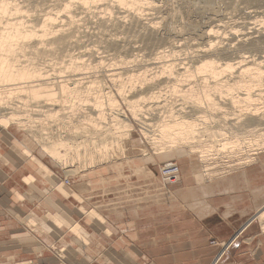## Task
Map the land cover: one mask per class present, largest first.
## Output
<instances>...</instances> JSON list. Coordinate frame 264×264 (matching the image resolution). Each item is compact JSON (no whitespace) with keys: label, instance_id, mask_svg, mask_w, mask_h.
<instances>
[{"label":"bare ground","instance_id":"obj_1","mask_svg":"<svg viewBox=\"0 0 264 264\" xmlns=\"http://www.w3.org/2000/svg\"><path fill=\"white\" fill-rule=\"evenodd\" d=\"M114 1L123 7H129L128 9H130L131 12L126 10V12L129 13L127 16L133 18L131 21H135V25L137 23H140V25L142 24L141 27H134L133 30L136 32L134 39L136 38L138 39L137 41L143 43L144 49L150 46L154 47L153 49L156 50L155 58H161V60H163L162 58L166 56L169 57L170 55L178 53L177 48L180 45L179 42L181 43L179 38L180 34L178 35L173 32V27L165 25L163 27L164 29H159V25L156 27L154 23H143L140 19L142 16L138 17L141 14L136 15V12L142 7L141 4L143 5L145 2L154 3L156 0ZM215 1H220L219 4L223 3V0ZM247 1L253 3L249 8H264V0ZM212 2H214V0H207L204 4L202 3V7L205 10L217 8L219 10L221 5H218L219 7L214 6ZM190 4L187 8L189 11L195 8L194 5L190 6ZM108 6L107 0H0V127L5 131L10 125L12 126L15 124L18 127H22V129L26 131V134L30 135L31 138L27 139V144L29 146L27 147L25 144L22 148V150L24 149V156L33 162L36 160L39 161L30 153L33 149L35 150L37 147H40L43 152L58 162L60 166H66L72 171H80L85 168L90 169L95 166L100 167L113 164L120 160H124V158L146 155L145 153L148 150H146V147L139 141V138L142 137L145 138L147 142L149 141L151 145H155V152L160 151L156 156H162V158H164L167 157L166 155L168 153L177 151L182 157L186 155L191 158L193 161L192 166L194 173L199 179L213 180L255 163L259 159V153L264 151V60L256 58L254 55L255 53L249 55L246 52H248L247 50H256L259 52V50L264 49V32L252 27V31L244 33L242 37L238 38L239 41L237 39V44L234 43V41H236L235 38L225 41L226 39L224 40L218 35L221 33L222 29L224 31L227 27H225L227 24L225 18L228 13L220 14L216 12L208 16L207 19H211L212 22L207 21L208 23H206L205 30L209 31L203 37L209 40V48H207L206 45V49L196 51L188 60L184 59L186 61H181L178 64V66L182 64L179 69H176V65L173 64L172 61V63L168 65L157 67L159 68L157 69L158 71L155 72V75L150 79L149 76H151V74H148L147 70H139L140 72L135 73L132 72L128 77L131 86L132 83L138 80L143 84L147 82V85L149 84L148 86H152L151 89H160L161 92L167 87L169 90L171 89L175 92L177 94L176 96L180 97V100H182V105L180 108H177V110L170 109L171 113H168L164 118L159 115L160 118L154 121L156 126L154 125L155 128L152 129V131L148 130L145 126L150 124L152 126L153 124V122L147 121V116H145L146 120L142 121L144 125H140L141 131H136L132 123L129 122L124 115L122 118L119 115L112 114V109L118 106V101L113 94L109 92L101 95L102 91L100 88L98 89L97 87V90H95V85L97 84L96 79H92L90 84L83 88L78 82L80 81L81 83V80L85 77H75L76 75L72 73L74 78H67L64 72V78L62 77L61 80L58 78V80H54L56 78H50L52 76L49 75L51 72L49 73L46 69L51 63L49 65L47 64V67L44 66L46 68L43 67V65H45L43 64L45 61L44 59H47L46 57H48L49 54L55 55L53 57L60 59L64 54L70 55V53H72L71 50L73 46L76 45V41L72 39L75 37L74 34L78 30L76 28L78 26H76L75 23L80 19L79 14L91 13L98 16L99 13H101L103 16L101 15L99 17V27L104 29L106 28L105 26L108 27V15H106ZM39 7H41V10ZM36 8L43 12L41 16L36 14ZM131 8L132 10L136 9V12L134 13V10L132 11ZM33 10L34 12L32 13ZM108 10V12H110V9ZM132 12L134 14H132ZM252 12H255L256 18L261 16L263 19L264 11L254 9L247 13L246 18L251 19ZM41 18L43 20L42 22L45 23L46 29L44 28V23L41 24V26H43L41 27L42 29L36 28L38 24L41 23V21L38 23ZM123 18L121 16H117L115 20L111 18L113 26L119 27L122 25ZM56 19L59 20V23H57ZM248 19L240 22L241 25L244 27L250 26L252 21L250 22L249 20V23L247 22ZM160 22L162 21H159V23ZM262 22H264V20H262ZM211 23H214V25H211ZM240 23H238V25H240ZM238 25L236 26L238 27ZM38 28H40V25ZM126 30L131 31L132 29L126 28ZM215 34L218 35L216 36ZM108 36L107 38L105 37L103 41V48H111L119 52H121L122 48L125 52L126 50L132 52L130 55L131 57L137 58L138 53H134L135 49L138 48H136L138 45L137 43L136 45L133 44L134 46L129 43L131 46H127L125 45L126 43H123L124 40L114 37L113 35L112 37ZM35 37L39 39L37 42L33 40ZM38 43H41L42 46H37L36 44ZM139 49H141V47ZM238 53H241V55L233 57L234 54L237 55ZM78 57L75 58L77 59ZM238 57H240V59ZM249 58H251L252 63H246V60ZM234 59L239 60L233 63L232 60ZM72 60L74 61V59ZM101 61H103L102 58ZM70 63L71 65L73 64L71 61ZM83 63L86 62L83 61ZM98 64L97 62V65ZM71 65L68 66L71 67ZM84 65L85 64H81L82 67H84ZM86 65H90V63ZM73 66L74 65H72V67ZM93 66L96 67L94 64ZM53 67L52 69H54L53 71L55 72V68ZM76 67L78 68V66ZM77 68L74 69H81V67H79V69ZM44 69H46V71ZM74 69L72 68V70ZM56 70L59 71L58 69ZM235 70L238 72L237 75L234 74V78H223L224 80L221 78L225 71H231L230 73H233ZM59 73V75L63 76V74H61L62 71H59ZM70 74L71 73H69V77H71ZM160 78H164V80L159 81ZM161 84L165 85L161 86ZM133 85L135 86V83ZM120 90L123 91L124 88ZM160 91H153L151 95L148 93L149 96L138 95L134 100L125 98L131 108L132 116L135 118L141 114L139 111H141L147 99L159 98L158 94ZM14 99L26 106H29L30 102L35 101L36 103H44L45 106L43 107L51 104L52 106L58 105L59 108L57 111H55L56 108L54 106V108L50 107L48 110L46 109V111L40 108V112L42 111L43 113L41 116L44 115L45 118L43 116L42 118L40 116L32 117L31 114H24L22 111H18V105H16L18 102H14ZM67 103H71V107H74V105L78 103L85 106V108L83 107L85 115H83L84 113L80 115L79 112V116H83V122L79 120V123H75L74 120H71L75 117H69L67 111H65L66 114L61 113V111L64 110V105ZM80 104L77 105V107H79ZM69 107L70 106L66 109ZM106 109L109 110L106 111ZM70 110L72 111V109ZM72 113L75 112H71V114ZM221 121L223 123H221ZM90 128L93 130H90ZM8 133L10 132L8 131ZM4 140L8 142V137L5 138L4 136ZM25 141L24 139V142ZM31 147L33 149H31ZM32 156L33 158H31ZM153 159L158 161L156 158ZM153 159L148 157L145 160L146 162H152ZM164 159L165 160L160 163V174L164 163L170 159L176 158L169 156V158ZM30 160L29 162H31ZM42 170L44 172L40 171L41 173H47V175L51 177L50 174L52 170H48L47 167H42ZM22 176L21 181L28 187L26 188L27 192L35 195V189L32 187L37 179L35 173L29 171ZM180 176L181 173L179 174V177ZM179 177L172 182L179 180ZM162 181L166 185L171 183L164 181L163 177ZM51 183L53 184L51 186H53L52 191L55 194V198L64 201V203L71 197H75V199L77 197L79 202L82 199L79 197L80 194L78 196V193L64 186L71 184L69 178H66L64 185L55 179L54 181L51 180ZM15 193L20 200L27 198V196L19 190ZM53 207L54 205H52L51 211ZM82 211L87 215L86 217L88 219L98 218L101 221L105 220L101 214L94 209L89 211L82 206ZM257 215L264 227V206L260 208ZM43 217L46 223L41 225L39 219L43 220ZM26 221L33 226V228L35 227V230H45L48 231V234H58V232H63L62 228L68 227V231L74 236L79 237L87 246L91 244L86 228L79 222L74 221L70 213L63 209L62 212L52 213L50 215L44 214L43 216L41 215V217L37 216L35 213L29 216ZM49 223H51L52 226ZM73 229H75V231H73ZM73 250L70 246H62L59 251L63 253H73Z\"/></svg>","mask_w":264,"mask_h":264},{"label":"crops","instance_id":"obj_2","mask_svg":"<svg viewBox=\"0 0 264 264\" xmlns=\"http://www.w3.org/2000/svg\"><path fill=\"white\" fill-rule=\"evenodd\" d=\"M159 152L80 173L72 190L82 201L64 203L39 176L32 185L36 194L28 193L21 181L27 165L0 146L8 158H0V264H264V227L257 217L264 206V151L255 163L213 180L181 164L180 179L168 185L145 160L163 159ZM18 190L27 198L20 200ZM52 205L53 213L63 209L86 228L89 246L68 227L58 234L24 229L29 216L52 214ZM82 206L105 220L88 219ZM61 245L73 253L59 251Z\"/></svg>","mask_w":264,"mask_h":264},{"label":"rangeland","instance_id":"obj_3","mask_svg":"<svg viewBox=\"0 0 264 264\" xmlns=\"http://www.w3.org/2000/svg\"><path fill=\"white\" fill-rule=\"evenodd\" d=\"M227 1L228 0H226V1L223 0L222 4H219L220 1L214 0L215 3L212 2L214 6H218V5L220 6L221 5L219 10H218V8L205 10L202 7V3L204 4L205 2H207V0H203V1L202 0H156V2H154V3L145 2L143 5L141 4V6L143 8L141 7V9L138 10L137 12H136V9L135 10L133 9L134 10L133 11L131 8V10L134 13L136 12V15L141 14L138 17L142 16L140 19L143 23H146V24H149V23L153 24L154 23V25L156 27L159 25V27H160V28L158 27L159 29H164L163 27L165 25H169V26L173 27L172 28L173 32H175L178 35L180 34L179 38H180L181 43L179 42L180 45L177 48L178 53H176L175 55H170L169 57L166 56L165 58H162L163 60H161V58L160 59L155 58L156 57V50L153 49L154 47L150 46V47H147L144 49L143 43L137 41L138 39H136V38L134 39V35L136 34V32L133 30L134 27H136V28L141 27L142 24L140 25V23L136 22L137 24L135 25V21H131V20H133V18H131V16H127L129 13H127L126 10H129V12H131L130 9H128L129 7H126V6L123 7V6L119 5L117 2H115L114 0H107V6L109 5L108 9H110V12L113 11L110 14V12H108L109 10L107 9L106 15H108V27L105 26L106 27L105 29L102 27H99V22H100L99 17L101 15L103 16V14H101V13H99L98 16H95L91 13L90 14H87V13L79 14L80 19L77 18L79 20H77L75 23V25L78 26V27H76L78 30L75 32V34H74L75 37L72 39V40L76 41V43H75L76 45L73 46V48L71 50L72 53H70V55L64 54L62 56V58H60V59L55 58V57H53L55 55H50L48 53L49 55L48 54L47 55L49 58L46 57L47 59H44L46 61V63L44 61L43 64H45V65H43V67L44 66L47 67L51 63L50 66H48L47 68L46 67H44V68H46L49 73L51 72L49 75L50 76L52 75V76L51 77L49 75H47V76H49L50 78H53V79L56 78L54 80H58V79L61 80V78L62 77L64 78L65 76H67V78H74V75H76L75 77H85L84 79L81 80V83H80V81L78 82V84H80V86L83 88L88 86L90 84V81H92V79H94V80L96 79L97 84L96 83H95L96 85L94 84L95 88H96V89L95 88L94 89L97 90V87H98V89L100 88V90L102 91L101 95L107 94V92H109L110 94H113L115 99L118 101V106H116L115 108L112 109V114L119 115L122 118L125 116V118L129 122L132 123V125L136 131H141L140 125H142V126L144 125V122H142V121L146 120L145 116H147L148 117L147 121L148 122L151 121V123L153 122V124H152V126H151V124L145 125V126H146V128H148V130L152 131V129H154L156 126L154 124V121H156L157 118H160L162 116L164 118V116H166L168 113H171L170 109L177 110V108H180L182 105L181 104L182 100H180V97L176 96L177 94L175 92H173L171 89L169 90L167 87L165 90H163V92L166 94L165 95L163 92L160 91V89H158V90L157 89H151L152 86L151 85L148 86L149 84L147 85V82H144V84H145L144 85L140 81L136 80V82H134L135 86L133 85L134 83H132V86H131V83H130L129 78H128L129 75L132 72L135 73V72L147 70L148 74H151V76H149V79H150L152 76L155 75V72L158 71L157 69H159V68H157V67L164 66L166 64L168 65L169 63L173 62V64L176 65V69H179L182 64H180L179 66H178V64L181 61L184 62V61L188 60L191 56H193V53L196 51H199L201 49H203V50L206 49V45H207V48H209L208 47L209 40H206L203 37L209 31V30L208 31L205 30L206 23L212 22L211 19H207L208 16L210 14H214L216 12H219L220 14L228 13L226 15V18H225V20L227 21V24L225 25V27L226 26L227 27L226 28L223 27V28H225V30L223 31V29H222V31L219 35L215 34L216 36L218 35L224 40L226 39L225 41H228L229 39L235 38L236 41H234V43L237 44L239 41L238 38L242 37L244 35V33L252 31L253 30L252 27L259 29L260 31L264 32V22H262V20H264V17H263V19L261 16L256 18L255 12H252L251 13V16H252L251 19L246 18L247 13L253 11V9L259 10V11H262V10L264 11L263 7H260L257 9H256V7L249 8L253 5V3H251L247 0L228 1L230 3H228ZM226 2H227V4H226ZM49 3H51V2H49ZM110 3H112V4H110ZM189 4H190V6H193V5L195 6V8H193L191 10L192 12L189 11V9H187ZM260 6H262V5H260ZM36 9H37V10H35V12L37 11L36 14L37 15L39 14V16H41V14H43V12L40 11L41 7H39L40 10L38 8H36ZM42 9H43V7H42ZM220 9H221V11H220ZM33 12H34V10L32 11V13ZM40 12H42V13H40ZM133 12H132V14H134ZM202 12H203V14H202ZM117 16L118 17L121 16L122 18L124 17L123 23L119 27H114L111 21H112V19L115 20V18H117ZM245 19H248V21L246 20L247 22H249V20H250V22L252 21L251 22L252 24L248 27L242 26L240 22L245 21ZM40 21H41V23H40ZM42 21H43L42 18L38 21V23H40V24H38V27L40 25V28L36 27L37 29H42L41 27H43V26H41V24L44 23ZM159 21H162V22L159 23ZM237 21H239V22H237ZM57 23H59V20H57ZM132 23H133V25H132ZM238 23H240V25H238ZM211 25H214V23H211ZM236 25H238V27ZM46 26H48V25H46ZM236 27H237V29H236ZM249 27H251L252 29ZM44 28L46 29L45 23H44ZM126 28H131L132 30L127 31ZM116 29H118V30H116ZM111 34L113 36L116 34L114 37H118L119 39L124 40L123 43L124 44L126 43L125 45H127V46H131V45H129V43H131L132 45L133 44L136 45V43H137L138 45L136 46V48L137 47L138 48L135 49V52H134V53H138L137 58L131 57L130 55L132 54V52H130L128 50H126V52H125V50H122V48H121V52L113 50L111 48L110 49L103 48L102 46H103V41L105 40V37L107 38L108 35H109L108 37H110V36L112 37ZM182 37H183V39H182ZM35 39H36V37L33 38L34 42H37L39 40V39H36V40ZM237 39H238V41H237ZM36 45L42 46L41 43H38ZM140 47H141V49H139ZM107 49L109 52L107 51ZM90 51H92V52H90ZM244 51H246V50H244ZM244 51H242V52H244ZM247 51L248 52H246V53H248L249 55H253L255 53L254 55L256 58L264 60V56H263L264 55V49L259 50V52L256 50H253V51L247 50ZM238 55H241V53H238L237 55L234 54L233 57H237ZM75 57H78V58L76 59ZM101 58L103 61H101ZM238 58L240 59V57H238ZM72 59H74V61ZM155 59H156V61H155ZM165 59H167V60H165ZM184 59H186V60H184ZM239 59H234L235 61L232 60V62L236 63ZM75 60L77 63L75 62ZM70 61L73 62V64H72V65H74L73 67H72ZM83 61H85L86 63H83ZM79 62L81 64H85L84 67H82L83 65L81 66V64ZM97 62L99 63L98 65H97ZM78 63H79V65H78ZM88 63H90V65L92 64L91 65L92 68L90 67V65H86ZM246 63H252L251 58L246 60ZM75 64H76V66H78V68L75 66ZM93 64L96 67H94ZM68 65H71V67ZM52 67L55 68V72L53 71L54 69H52ZM79 67H81V69H79ZM72 68L73 69L77 68L79 70H76V69L72 70ZM46 69H44V70L46 71ZM56 69H58L60 72L62 71L61 74H63L65 72L64 73L65 76H64V74H63V76L59 75L60 73ZM237 70H239V69H237ZM237 70L233 71V73H230L231 71H227V72L225 71L224 72L225 74L223 73L221 78L222 79L223 78L225 79L228 77L234 78V74L237 75V72H238ZM74 72H77V73H74ZM69 73H71L70 74L71 77H69ZM72 73L74 75H72ZM117 74H118V76H117ZM59 76H60V78H59ZM124 80H125V82H124ZM161 80H164V78L163 79L160 78L159 81H161ZM118 81H120V82H118ZM85 84H87V85H85ZM121 85H122V87H121ZM162 85L164 86L165 84H161V86ZM119 87L124 88V90L121 91L120 90L121 88H119ZM103 91H105V92H103ZM126 91H127V93H126ZM153 91H160V93L158 94L159 98L147 99L143 104L144 105L143 108L141 109V111H139V113H141V114H139L137 117L134 118L131 114L132 113L131 108L129 107V105L127 103L128 101L125 98H127V99L129 98V99L134 100L137 98L138 95L149 96L148 93H150V95H151V93H153ZM171 91L173 92V94ZM98 92H100V91H98ZM94 94H96V93H94ZM97 94H100V93H97ZM125 100H126V103H125ZM14 102L17 103L18 101H16V99H14ZM35 104H36V106H35ZM70 104L71 103L65 104L67 106L64 105V107H63L64 110H62L61 113L66 114L65 111H67V115L69 117H71V118L75 117V118L71 119V120H74L75 123H79V120H80V122H83L82 121L83 116H79V112H80V115L83 114L84 113L83 107L85 108V106H83V104L78 103V104H75L76 106L74 105V107H71L72 104L71 105ZM79 104H80V106L77 107V105H79ZM16 105H18V108H17L18 111H22L24 114H31L32 117H39L40 116L41 118H42V116L45 118L44 115L41 116V114H43L42 111L40 112L41 109H45V111H46V109L48 110L50 107L54 106L56 108L55 111H57V109L59 108L58 105L52 106L51 104L47 105L46 107H43V106H45L44 103L43 104H42V102L36 103L35 101L30 102L29 106L23 105L21 102H18ZM68 106H70L69 108L72 109V111L69 108L66 109ZM75 109H77V110H75ZM80 109L81 110L83 109V110L81 111ZM108 110L106 109V111H108ZM71 112H75L76 114L75 113L71 114ZM142 114H143V116H142ZM83 115H85V113ZM159 115H160V117H159ZM79 117H80V119H79ZM221 123H223V122L221 121ZM103 125H104V123H103ZM90 130H93V129L90 128ZM8 131L11 134L8 133ZM4 136H5V138L8 137V142L7 141L5 142ZM29 138H31L30 135L26 134V131L23 130L22 127H18L15 124L12 126L10 125L7 128V130H5V131L2 130V128L0 127V146H3L5 149L10 150L13 154H16V156L19 158L20 161L23 160L24 161L23 163H25L27 165L26 166V172L32 171L33 173H35V176H39V177L44 178L45 180H48V183H50V185H53L50 181L51 180L54 181V179L57 181H60L61 184L64 185L66 178H69L72 185L70 184V185H64V186L65 187L67 186L68 188L73 189V185L77 184V182H80L79 179L81 176L78 177L80 175V173H83L85 171H92V170H95V168H99V166H95V167L90 168V169L89 168L81 169L82 171L81 170L80 171L79 170H76V171L69 170V168L66 166L65 167L60 166V164L58 162H56L54 159L49 157L45 152H43L42 148H40V147H37L35 150L31 147V149H33V151L30 154L34 155L36 157V159H38L40 161L39 162L36 160L35 162H33L29 158L24 156V154H23L24 149L22 150V148L25 146V144L27 145V147L29 146L27 144V139H29ZM140 138H139V141L146 147V150H148L146 153H152L154 151L155 145H151L149 143V141L148 142L146 141L145 138H142V137H140ZM24 139L26 140L25 142H24ZM71 149H72V147H71ZM4 154H0V158L3 157L2 158L3 162L6 163L8 158L6 157L7 155L4 156ZM168 154L166 155L167 157H164V158H169V156H170V157H174L176 159H179L178 161H179L180 165L181 164L182 165L187 164L190 166L193 165V161L191 158L187 157L186 155H183V157H181V155H179V152H177V151H174V152H171ZM8 155H9L8 156L9 159L11 160V155L10 154H8ZM31 158H33V156ZM164 158H163V160L158 159V161H155V159H153V161L150 162L151 167H153V168L155 167L159 170L160 169V163L165 160ZM124 159H131V158H124ZM29 160L31 162H29ZM120 161H124V160H120ZM116 163L118 165V162H116ZM29 164H31V165H29ZM42 167H47V169L50 171L52 170V173L50 174L51 177H49V175H47V173H41V172H44L42 170ZM100 167H103V166H100ZM31 169H35V170H31ZM117 170H118V168H117ZM179 179H180V177H179ZM161 180H162V176H161ZM47 186L50 187L49 184L46 185L45 182L42 185V187H44L45 190H47L46 189ZM51 187H50V189H51ZM53 210L54 209H52V211L50 213H53ZM60 212H62V210ZM47 215H50V214H47ZM125 227L128 228V231H130L129 230L131 227L130 225L127 224ZM29 228L33 229V227H31L29 224L27 225V228L25 227L24 229L29 230ZM31 236L34 237V239H35L36 233H34Z\"/></svg>","mask_w":264,"mask_h":264},{"label":"built area","instance_id":"obj_4","mask_svg":"<svg viewBox=\"0 0 264 264\" xmlns=\"http://www.w3.org/2000/svg\"><path fill=\"white\" fill-rule=\"evenodd\" d=\"M180 164L177 159H170L162 167V177L166 182H172L179 177ZM68 182V181H67Z\"/></svg>","mask_w":264,"mask_h":264},{"label":"snow or ice","instance_id":"obj_5","mask_svg":"<svg viewBox=\"0 0 264 264\" xmlns=\"http://www.w3.org/2000/svg\"><path fill=\"white\" fill-rule=\"evenodd\" d=\"M85 6H87V5H85ZM73 231H75V229H73Z\"/></svg>","mask_w":264,"mask_h":264}]
</instances>
